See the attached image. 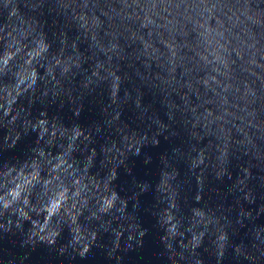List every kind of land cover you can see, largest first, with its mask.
<instances>
[{"label":"water","instance_id":"95a60500","mask_svg":"<svg viewBox=\"0 0 264 264\" xmlns=\"http://www.w3.org/2000/svg\"><path fill=\"white\" fill-rule=\"evenodd\" d=\"M0 264H264V0H0Z\"/></svg>","mask_w":264,"mask_h":264}]
</instances>
